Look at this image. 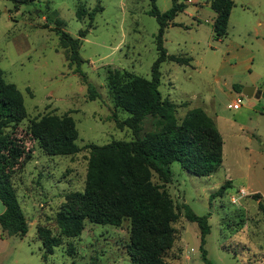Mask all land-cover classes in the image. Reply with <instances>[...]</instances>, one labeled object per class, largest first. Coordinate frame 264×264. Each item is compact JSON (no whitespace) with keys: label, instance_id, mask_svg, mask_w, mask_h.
Masks as SVG:
<instances>
[{"label":"rangeland","instance_id":"rangeland-1","mask_svg":"<svg viewBox=\"0 0 264 264\" xmlns=\"http://www.w3.org/2000/svg\"><path fill=\"white\" fill-rule=\"evenodd\" d=\"M180 1L186 9L175 17L176 26L167 28L163 46L169 55L192 61L188 66L163 63L158 90L176 106L177 124L192 109L203 110L214 122L223 142L222 164L210 176L198 177L175 162L167 184L144 172L169 200L175 215L163 260L205 264L198 226L184 218L182 207L187 205L197 216L208 215L210 233L204 249L210 264H264V211L254 197L238 193L241 188L264 193V0H233L222 40L214 38L213 0ZM171 3L154 0L161 13ZM97 8L102 11L95 14L79 51L82 78L68 65V50L55 29L77 38L89 24V13ZM151 9V0H0V69L5 82L19 91L25 110V118L2 133L29 150V159L9 171L28 231L23 238L0 236V264H131L130 219L119 225L85 220L80 235L66 238L60 235L58 218L67 210V196L86 191L89 151L84 146L132 138L130 130L118 128L112 118L106 75L109 70H125L151 79L158 31ZM87 83L95 87L99 99H88ZM234 85L241 91H234ZM245 88L255 90L252 97L243 94ZM237 99L240 107L233 110ZM115 113L119 121L128 117L121 110ZM66 119L73 125L74 144L80 151L73 155L45 151L33 134L44 129L52 137L60 135L63 126L55 127V121ZM163 125L158 117H146L139 135L153 136ZM227 180L232 187L214 197ZM3 211L0 202V214ZM41 236H60L62 241L45 262Z\"/></svg>","mask_w":264,"mask_h":264},{"label":"trees","instance_id":"trees-1","mask_svg":"<svg viewBox=\"0 0 264 264\" xmlns=\"http://www.w3.org/2000/svg\"><path fill=\"white\" fill-rule=\"evenodd\" d=\"M152 1L149 15L158 24L155 36L157 58L151 67V79L134 75L125 70L111 71L106 75L107 86L111 94L114 112L112 118L118 128L130 130V141H111L105 145L87 144L89 151L88 184L83 194L67 196V210L58 218L61 237L74 238L80 235L85 220L97 225H119L123 219L132 223V238L128 246L131 264H168L163 254L170 247L173 233L170 224L175 220L173 208L164 194L151 185L144 172L154 173L163 183L172 178L171 165L179 163L190 174L208 177L222 164L223 142L214 126V122L201 109L190 110L182 123L175 119L176 106L163 99L158 87L161 80V65L172 62L178 65H190L192 58L169 55L163 46V37L168 27L176 26L175 17L186 9L180 0H172L171 7L161 13ZM233 0H213L210 8L216 16L213 21V33L216 40L227 35V25ZM102 9L89 13V24L78 32L77 38L65 31L55 29L62 46L68 50V65L74 66V72L80 74L83 60L80 57L82 40L86 37L93 18ZM83 10H77L81 19ZM60 25V22H57ZM88 99H99L95 87L87 83ZM233 90L240 92L238 85ZM264 97V93L262 94ZM125 112L128 117L119 121L116 111ZM146 117H158L164 121L162 130L146 138L140 137L141 122ZM25 118L21 95L15 85L6 83L0 69V202L4 207L0 214V236L23 238L28 231V222L14 196L9 180V171L19 162L29 159V150L12 136L3 135L7 128L17 126ZM55 127L63 126V133L52 137L44 129L32 130L40 146L52 154L73 155L80 151L74 144L76 134L71 121H55ZM230 188L226 182L214 194L221 196ZM257 200V197H254ZM258 209L263 205L258 202ZM184 218L196 223L200 231L199 251L205 264H210L204 249L205 238L210 233L208 215L197 216L187 205L182 207ZM42 237V262H45L53 249L61 246V237Z\"/></svg>","mask_w":264,"mask_h":264},{"label":"crops","instance_id":"crops-1","mask_svg":"<svg viewBox=\"0 0 264 264\" xmlns=\"http://www.w3.org/2000/svg\"><path fill=\"white\" fill-rule=\"evenodd\" d=\"M225 182H230V188L232 187V182L230 180H227ZM240 190H243V191L248 190V192L246 194L249 195L250 197L251 196L252 197H257L256 203L260 202L263 205V203H264V193L262 191H259V189L252 190L251 188H247V189L246 188H241Z\"/></svg>","mask_w":264,"mask_h":264},{"label":"built area","instance_id":"built-area-1","mask_svg":"<svg viewBox=\"0 0 264 264\" xmlns=\"http://www.w3.org/2000/svg\"><path fill=\"white\" fill-rule=\"evenodd\" d=\"M239 103H240V100L239 99H237L236 101H234L233 104H232V109L233 110L238 109L240 107ZM238 193L240 194L241 197H243L244 195H247L245 193V191H243V190H239Z\"/></svg>","mask_w":264,"mask_h":264},{"label":"water","instance_id":"water-1","mask_svg":"<svg viewBox=\"0 0 264 264\" xmlns=\"http://www.w3.org/2000/svg\"><path fill=\"white\" fill-rule=\"evenodd\" d=\"M253 92H254V89L253 88H245L244 91H243V94L246 97L250 98V97H252ZM258 94L260 95L261 93L258 92Z\"/></svg>","mask_w":264,"mask_h":264}]
</instances>
